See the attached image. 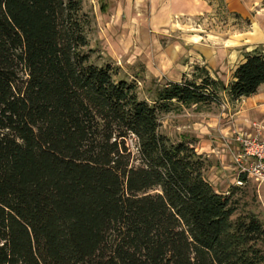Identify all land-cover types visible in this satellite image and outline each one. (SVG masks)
Segmentation results:
<instances>
[{
  "label": "trees",
  "instance_id": "trees-1",
  "mask_svg": "<svg viewBox=\"0 0 264 264\" xmlns=\"http://www.w3.org/2000/svg\"><path fill=\"white\" fill-rule=\"evenodd\" d=\"M90 21L82 0H0V264H264L263 222L232 218L233 189L160 122L255 94L264 42L227 85L195 66L148 101L92 60Z\"/></svg>",
  "mask_w": 264,
  "mask_h": 264
},
{
  "label": "rangeland",
  "instance_id": "rangeland-1",
  "mask_svg": "<svg viewBox=\"0 0 264 264\" xmlns=\"http://www.w3.org/2000/svg\"><path fill=\"white\" fill-rule=\"evenodd\" d=\"M82 2L91 19L88 38L90 46L96 50L92 60L115 66V78L134 80L138 97L148 101L172 78L181 74L188 79L195 78V66L204 67L226 85L232 79L233 67L242 59L245 46L253 48L264 42L259 40L256 24L257 18L264 16V0H205L207 6L202 14L179 17L169 26L158 25L151 0ZM187 38L213 49L212 55L218 52L221 55L226 50L231 53L226 52L223 60L219 58L221 68L211 69L214 72L211 74L205 58L199 57ZM177 46H180L179 51ZM170 50L179 53L173 60ZM236 111V102L230 101L222 91L218 101L180 105L161 113V131L172 141L194 138L196 148L199 144L206 147V153H202L206 158L204 176L217 192L228 193L233 189L237 207L232 218L254 214L264 224V180L240 170L235 149L230 144L223 141L222 145H217L224 134L221 129L232 123ZM253 129L255 131L236 134L247 132L264 140L259 131L261 127ZM243 173L244 179H241ZM259 247L264 250V242L259 243Z\"/></svg>",
  "mask_w": 264,
  "mask_h": 264
},
{
  "label": "crops",
  "instance_id": "crops-1",
  "mask_svg": "<svg viewBox=\"0 0 264 264\" xmlns=\"http://www.w3.org/2000/svg\"><path fill=\"white\" fill-rule=\"evenodd\" d=\"M153 2V9L154 13L156 14V18L158 19L157 23L159 26H169L170 24L173 25L174 20H178L179 17H190L193 15L202 14L206 10L207 3L205 0H151ZM114 19V17H113ZM258 22H256L259 32L258 36L260 37L259 40L264 41V16H259ZM185 39V38H184ZM187 43L191 42L193 49H196L199 53V57H204L205 61L208 63L209 70H217V67H220V61L225 59L226 52H230L226 50V52L222 53L221 57L220 53L218 52L217 55H212V52H215L208 46L197 42L192 38H187ZM177 51H179L180 46H177ZM251 47L244 48L245 51H250ZM171 51V59H175L179 53ZM243 52V53H244ZM231 53V52H230ZM229 53V55H230ZM215 54V53H214ZM219 58L221 60L219 61ZM243 58V55L242 57ZM240 62V61H239ZM238 62V63H239ZM237 63V64H238ZM236 65L233 67L235 69ZM211 70V72H212ZM183 73V69L181 70ZM212 72L211 74H213ZM217 74V73H216ZM183 78L182 74L178 78H172L169 81H180ZM217 78V77H216ZM232 80V79H231ZM230 80V81H231ZM228 84V83H227ZM226 84V85H227ZM237 106V111L233 117L232 123L226 124L223 127L221 138L217 145H222L223 141L227 142L235 149V155L240 153L241 147L240 142L237 140V134L240 131H255L253 129L254 126L261 127L260 134L262 138H264V84L261 85L257 92L248 97H242L241 99L235 101ZM216 143V142H214ZM210 148V146H209ZM198 153H206V147L198 145L196 148ZM237 163V162H236Z\"/></svg>",
  "mask_w": 264,
  "mask_h": 264
},
{
  "label": "built area",
  "instance_id": "built-area-1",
  "mask_svg": "<svg viewBox=\"0 0 264 264\" xmlns=\"http://www.w3.org/2000/svg\"><path fill=\"white\" fill-rule=\"evenodd\" d=\"M240 153L236 155L242 172H248L257 180H264V140L247 132L239 133ZM249 161V162H247Z\"/></svg>",
  "mask_w": 264,
  "mask_h": 264
}]
</instances>
